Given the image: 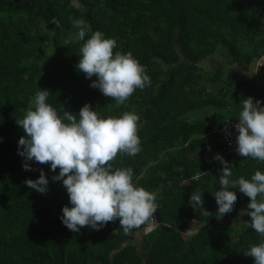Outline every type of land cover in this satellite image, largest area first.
<instances>
[{
  "label": "trees",
  "instance_id": "16d2710c",
  "mask_svg": "<svg viewBox=\"0 0 264 264\" xmlns=\"http://www.w3.org/2000/svg\"><path fill=\"white\" fill-rule=\"evenodd\" d=\"M58 20L57 27L53 20ZM74 19L91 34L117 41L116 51L131 52L145 66L151 86L137 90L117 106L76 65L84 41ZM256 74L225 79V66ZM214 59L215 67L204 64ZM264 0H0V264H254L245 255L264 242L241 221L250 199L238 189L234 210L218 219L214 194L221 190L220 155L231 167L230 179H251L264 162L209 148L219 131L248 97L264 101ZM48 103L74 114L91 104L100 117L140 116L142 151L121 155L114 167L132 168L138 186L157 193L154 227L125 233L119 221L99 231H70L62 209L71 207L62 181L50 165L18 154L25 133L22 119L39 90ZM204 110L226 117L201 115ZM62 115V112H61ZM208 161H210L208 163ZM46 174L48 192L25 181ZM200 174V179L191 177ZM205 209L190 204L193 191ZM251 220L248 216L247 222ZM152 224V225H153ZM237 225L240 226L237 228Z\"/></svg>",
  "mask_w": 264,
  "mask_h": 264
},
{
  "label": "clouds",
  "instance_id": "9594fccd",
  "mask_svg": "<svg viewBox=\"0 0 264 264\" xmlns=\"http://www.w3.org/2000/svg\"><path fill=\"white\" fill-rule=\"evenodd\" d=\"M77 2L73 0V6ZM52 23L60 26L58 20ZM72 23L78 29V40L84 41L76 67L87 79L96 77L90 87L99 89L104 97L121 106L138 89L151 86L145 66L131 52L116 51L115 39L105 38L102 32L96 31L85 40L90 31L86 22L74 19ZM49 95V90L37 91L23 118L16 120L25 133L19 140L18 154L25 158L26 171L33 170L27 161L50 165L52 172L59 169L52 180L62 181L72 205L62 209L63 224L78 233L83 227L99 231L109 222L119 221L127 234L154 223L159 210L157 193L138 186L139 177L132 168L114 167L118 156L135 157L142 151L138 135L140 116L126 111L120 117L102 118L91 104H85L78 115L64 107L61 115L47 102ZM262 104L264 101L252 97L244 99L235 125L237 154L260 162H264ZM215 159L223 165L219 177L221 190L214 194L217 218L222 219L234 210L238 197L236 191L229 189H238L250 199L247 209L240 213L251 217L247 227L264 237V172L256 171L251 179H230L232 170L228 162L220 155ZM199 179V173L191 177L192 181ZM25 184L41 194L49 190V180L43 170L38 179H28ZM204 203L203 196L194 190L189 204L198 210V207L204 208ZM204 214L211 213L205 209ZM245 255L252 257L254 264H264V242L251 245Z\"/></svg>",
  "mask_w": 264,
  "mask_h": 264
},
{
  "label": "built area",
  "instance_id": "2783aa9c",
  "mask_svg": "<svg viewBox=\"0 0 264 264\" xmlns=\"http://www.w3.org/2000/svg\"><path fill=\"white\" fill-rule=\"evenodd\" d=\"M237 119H228L219 131L220 141L223 146V151L226 154L238 155L236 152V137L238 132L235 130V125L238 123ZM210 161H208L209 163Z\"/></svg>",
  "mask_w": 264,
  "mask_h": 264
},
{
  "label": "crops",
  "instance_id": "0c3cea01",
  "mask_svg": "<svg viewBox=\"0 0 264 264\" xmlns=\"http://www.w3.org/2000/svg\"><path fill=\"white\" fill-rule=\"evenodd\" d=\"M214 59H210L208 62H207V64H211V62H215V61H213ZM264 62V59H263V61H262V63ZM235 65H233V67H234ZM229 67H232V66H228V67H225L226 69H227V72H225V75H224V78L225 79H233V78H240V77H245L246 75H244V76H242L241 74H240V72H245V70L244 69H240L239 67H237V66H235V70L234 71H229ZM211 69H213V68H211ZM254 69V71H251L252 69H250V71L248 70H246V72H248V73H250V76L249 77H252L254 74H256V70H255V67L253 68ZM238 70V71H237ZM233 73V74H232ZM262 107H264V104H262L261 105ZM240 111H242V107H240V108H238V110L236 111V112H234L233 114L235 115V117H238L239 116V112ZM202 112H209L210 113V117H215V115L216 114H218V115H216V116H220V117H223V116H225L226 117V114L225 113H215V112H213L212 110H204V111H202ZM201 112V113H202ZM210 150H211V152L213 153V155H216V153L218 152V151H222L223 150V146H222V143H221V141H217V142H214V144H213V147H211V148H209Z\"/></svg>",
  "mask_w": 264,
  "mask_h": 264
},
{
  "label": "rangeland",
  "instance_id": "374dc122",
  "mask_svg": "<svg viewBox=\"0 0 264 264\" xmlns=\"http://www.w3.org/2000/svg\"><path fill=\"white\" fill-rule=\"evenodd\" d=\"M228 59H226L225 57H223V59H221V64L222 65H224L225 67H228L226 64H225V62L227 61ZM215 62H211V64H204L203 65V68H204V70L205 71H209V70H211V68H214L215 67ZM235 70V66L233 67H229V71H234ZM238 71V70H237ZM250 71V70H249ZM251 71H254V69H252ZM225 72H227V69H225ZM233 74V73H232ZM240 74L242 75V76H244V75H246L245 77H243V78H248L249 76H250V73H248V72H246V70H245V72H240ZM201 115H207V116H210V113L209 112H202L201 113ZM244 209H247V208H244ZM240 218H241V221H243L244 223L245 222H247V219H248V216L247 215H244V216H242L241 214H240ZM153 224V223H152ZM154 225L155 224H153V225H149L147 228H146V230H145V232L148 230H151L153 227H154ZM240 226H238L237 225V228H239Z\"/></svg>",
  "mask_w": 264,
  "mask_h": 264
},
{
  "label": "water",
  "instance_id": "95a60500",
  "mask_svg": "<svg viewBox=\"0 0 264 264\" xmlns=\"http://www.w3.org/2000/svg\"><path fill=\"white\" fill-rule=\"evenodd\" d=\"M152 225V224H151Z\"/></svg>",
  "mask_w": 264,
  "mask_h": 264
}]
</instances>
